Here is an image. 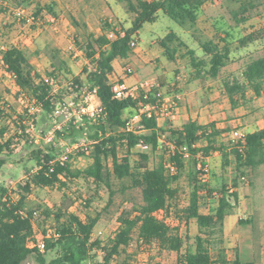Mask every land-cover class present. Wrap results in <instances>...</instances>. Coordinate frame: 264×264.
<instances>
[{
    "label": "trees",
    "instance_id": "obj_1",
    "mask_svg": "<svg viewBox=\"0 0 264 264\" xmlns=\"http://www.w3.org/2000/svg\"><path fill=\"white\" fill-rule=\"evenodd\" d=\"M8 1L13 5L32 3V0ZM116 1L124 4L126 13H130L132 18L130 26L122 28L124 34L117 33L115 38L109 37L114 27L107 21L101 24L100 32L96 34L89 31L85 23L71 16V22L77 29L74 45L80 50L85 65L79 74L72 78L65 77L63 82L67 89L71 88L78 95L95 91L99 113L93 119L83 115L79 121L74 117H64L59 121L61 114L54 115L56 105L66 107V103L62 91L53 87L48 78L52 77L58 84V81H62L61 76L69 72L67 61L59 56L58 50L50 56V70H45V75L40 73L23 48L10 45L2 51L3 68L28 97L30 106L23 113L14 111L11 118L15 123V137L24 139L25 146L31 148L27 160L35 170L27 173L30 167L22 166L28 178L19 186V196L6 194V189L1 187L0 264H23L33 254L40 264L46 263L37 247L28 245L37 239L34 220L41 208L42 221L52 217L58 233L57 237L45 241V251L54 253L47 264H87L88 261H95L98 252L102 255V261L109 263L115 255L126 253L132 244L135 252L142 254L155 250L159 253L174 252L179 264H256L255 258H243L237 249L233 257H227L224 220L237 203L239 183L250 173L264 168V126L247 132L243 139L230 137L227 143L219 142V139L231 133L232 129L219 128L215 121L200 123L189 117L181 125L167 121V125L162 127L157 120L162 96L158 95L159 88L153 87L139 100L156 103L155 110L150 116H142V127H136L135 132L122 131L119 128L125 122L124 112L135 108L137 100L117 98L110 82V75L114 74L113 61L126 59L134 52L131 40L144 23L156 20L158 11L181 28H194L199 8L214 0ZM234 1L238 5L229 9V14L236 26L246 24L259 12L260 7L264 8V0ZM42 10L44 8L36 3L32 17L37 18ZM45 10L53 15L51 6ZM263 35L260 31L250 30L237 39V48H245L259 41ZM196 41L201 55L188 47L173 31L161 38L159 44L163 48L162 54L172 61L176 60L179 48L185 47L181 56L188 58L191 78L218 80L219 89L226 96L231 109L245 107L264 95V55L250 58L238 72L226 71L231 61V42L215 34L210 39ZM175 99L179 100L176 96ZM33 109L40 111L43 117H52L57 123H62L60 129L54 130L55 140L75 142L80 137L87 139L92 159L88 166L73 170L67 162L64 166L55 164L54 170L48 172V163L59 147L51 143L43 146L31 140L26 128L29 118L36 122V111ZM3 114L4 111L0 109V119ZM4 130H0V136ZM15 137L0 141V172L13 155L10 146ZM138 144L147 145L152 155L147 152L133 154L132 150ZM212 151L220 154L222 168L232 166L231 178L221 175L214 183H208ZM83 154V151L79 152V155ZM168 164L175 168L174 173L169 172ZM72 177H81L90 182L95 192L101 188L106 190L104 212L115 203L117 190L113 188L112 177L128 179L130 187L140 190L141 202H131L121 209L116 217L117 230L106 240L93 239V229L101 212L88 214L71 210L73 201L64 194L56 207L40 204L35 207L34 203L28 202L33 187L39 189L55 184L66 187V181ZM181 177L186 180L187 193H181L174 185ZM126 188L123 186L120 190L123 192ZM77 199L84 209L91 206L90 197L83 194ZM203 201L206 211L201 210ZM190 221L196 224L194 236L189 237L187 231L180 235L179 225L187 226ZM238 222L251 225L255 242V217ZM263 237V234L259 237L260 250L264 247L261 242ZM122 264H126V261Z\"/></svg>",
    "mask_w": 264,
    "mask_h": 264
},
{
    "label": "rangeland",
    "instance_id": "obj_2",
    "mask_svg": "<svg viewBox=\"0 0 264 264\" xmlns=\"http://www.w3.org/2000/svg\"><path fill=\"white\" fill-rule=\"evenodd\" d=\"M36 3L44 8L41 15L37 16L43 21L40 27L36 22H27L26 20L32 17V11ZM237 5L238 3L234 0L206 2L197 12L198 19L194 28H181L162 11H158L154 22H146L142 25L137 35L140 40L137 48L127 59L119 60L118 69L125 77L140 72L143 76H139L137 81H153L154 87L159 88L158 92L163 97L164 107H167L168 111L170 107L179 105L174 109V112H171L174 116L170 118V121L175 125H181L182 119L180 116L184 113L182 108L185 107V112L200 123H208L213 120L218 123L217 127L219 128H225L224 125L231 120L245 132L263 127L264 95L245 107L231 109L226 96L217 88L220 86L218 80L191 78L190 69L187 67L189 64L188 58L181 56L185 51V47L179 48L175 55L176 60L172 61L162 54L163 48L159 44L161 38L169 31H173L188 47L201 55L202 51L196 39L204 41L215 34L231 42V61L225 70L238 72L250 58L264 55V35L261 40L245 48H237V39L250 30L264 33V8L260 7L259 12L246 24L236 26L230 17L229 9ZM48 6H51L53 11L52 16L55 17L53 21L50 20L49 13L45 10ZM18 8L24 9L25 15L21 19L16 16ZM5 11L4 16L0 17V45L5 44L7 46L14 42L21 45L19 41H23L22 48L30 56L42 75H45V70H50V56L53 51L58 50L59 56L67 61L69 72H65V76H61L60 80L62 79V81H58L55 88L62 91V98L66 103L64 111L67 119L74 117L76 121L81 120L82 115L68 114V108L73 109L80 101L81 93L78 95L71 88L67 89L63 82L65 77L72 78L79 74L85 65L80 50L74 45L73 40L77 29L71 22V16L80 23H85L89 31L98 34L104 21L119 30L129 27L132 15L126 13L124 4L116 0H32L31 5L25 3L12 4ZM114 75L117 79H122L116 71H114ZM208 87H211V89ZM20 93L22 91L16 84L11 83L10 77L4 75L3 67L0 64V109L4 111L0 119V130L5 129L0 136V141L15 137V123L11 118L14 111L23 113L30 106L27 95L24 102L19 100ZM175 96L179 100H176ZM33 111H36V122L31 121V118H29L26 132L32 138L31 140L34 139L37 144L44 146L51 143L55 147L58 146L56 154L58 155L63 145L68 143L66 140H55L54 138V130L60 129L62 124L57 123L52 117L41 116V112L37 109H33ZM230 129H232V126H230ZM230 137V133L225 134L220 137L219 142L227 143ZM10 148L13 150V155L3 166V171L0 172V192L1 187H4L6 194L9 192L13 196H19L18 189L12 188L9 180L26 176L22 166L30 167L27 159L31 148L26 147L24 139L18 137L14 138ZM147 149L149 150L148 147L136 146L133 148L132 153L145 152ZM89 163L88 154L79 155L78 152L69 162L70 168L73 170H82ZM221 163L220 154L211 153L210 172L207 176L208 183H214L221 175L227 179L231 178L232 166L222 168ZM34 170L35 167H30L27 173ZM61 180L65 181L64 178H61ZM66 183V187H61L59 184L39 189L33 187L32 194L28 196V202L34 203L33 206L35 207L38 204L45 207H56L64 194L67 199L73 201L71 210L85 211L88 214L94 211L101 212L102 215L93 229V239L106 240L117 230L116 217L121 209L128 207L131 202H141L140 190L130 187L128 179L118 180L112 177L113 188L117 190V193L115 203L107 208L106 212L103 211L107 200L105 189L101 188L95 192L94 185L81 177L69 178ZM174 185L178 186L181 193H187L188 187L185 178L181 177ZM123 186H127V188L122 192L120 189ZM83 194L91 199V206L86 209L78 204L80 202L77 198ZM201 210L204 211V209ZM41 211L42 208L38 210L34 220V233L38 238L42 237V233L48 227L54 228L56 225L52 217L42 221ZM254 217L257 225L255 242H253L254 234L251 225L238 222L240 219L250 220ZM224 227V245L230 257L237 249L243 258H255V260L260 258V252L264 250V247L261 250L259 249V237L262 234L264 235V168L256 173H250L246 179L239 183L237 203L232 209V213L225 218ZM186 231L189 237H193L196 233V226L194 224H189V226L180 224L179 234L183 236ZM261 242L264 244V240H261ZM126 251V253L122 252L120 255H115L111 259V264H122L124 261H126V264H179L173 252L162 251L159 253L155 250L151 253L142 254L135 252L133 244ZM40 253L46 259L45 264L54 256L52 252L44 251ZM101 261L102 255L98 252L95 262L100 263ZM23 264L40 263L33 254L29 255Z\"/></svg>",
    "mask_w": 264,
    "mask_h": 264
},
{
    "label": "built area",
    "instance_id": "obj_3",
    "mask_svg": "<svg viewBox=\"0 0 264 264\" xmlns=\"http://www.w3.org/2000/svg\"><path fill=\"white\" fill-rule=\"evenodd\" d=\"M0 4H1V1H0ZM0 12H1V10H0ZM16 14H17L16 16L19 19H21V17H24V15H25L24 9L18 8L16 10ZM49 17H50L51 21H53L55 18L54 16H51V15H49ZM26 20H27V22L28 21L36 22L38 24V27H40L42 25V22H43L38 17L37 18L30 17V18H27ZM117 33L122 35V34H124V31L119 30L117 28L116 29L114 28L109 33V37L115 38ZM130 45L135 50L138 46L137 38H134L133 40H131ZM2 49H4V48H2ZM1 66H2V57H1ZM3 70H4V73L9 75L5 71L4 68H3ZM48 82L53 87L57 86L56 81L52 77L48 78ZM110 82L112 84L113 91L115 92V95L117 98H131V99L137 100V106L135 108L131 109L130 114L125 116L124 125L119 128V130H122V131H134L135 132L136 127L137 128L142 127L140 124V120H141L142 116L143 115L144 116H150L152 111H154L156 106H157V104L154 102H143V101L139 100V98L142 96V94L144 96H146L147 93H149L151 91V89L154 87V83H153V81H150V80H144V81H137L135 83L127 85V84L123 83L122 79H117L114 74L110 75ZM158 95L161 96L160 92H158ZM80 97H81V99L76 104V107H74L73 109L68 108V114H78V115H82V116L85 115V116L92 118V119L95 118L99 113V103L96 102L97 98L95 95V91L92 90V91H88V92H82ZM26 98H27L26 94L22 91V93H20V95H19V100L21 102H24L26 100ZM0 105H1V100H0ZM160 107L161 108H160V112L158 113L157 120H158V123L160 126L165 127L167 125V121H170V118L174 116V114H172L171 112H174V109L178 106L170 107V110L168 111L167 107H164V101H163V97H162ZM58 114H61V115H64V117H67V115L64 111V107H61L60 104H57L55 109H54V115H58ZM245 135H246V132L241 130L238 126H236V124L234 126H232V130L230 133L231 138L243 139L245 137ZM88 145H89V142L84 137L79 138L75 142L65 143V145H63L61 152L58 155H56L51 161H49L48 172H52L54 170L55 164H59L61 166H64L67 162H70L71 159L73 158V156L77 152L79 153V152L83 151L85 154H88L89 162H91L92 159L90 158V148L88 147ZM137 146L147 147V145H145V144H138ZM145 152H147L149 155H152L150 149L149 150L147 149ZM167 166H168L170 173L175 172V168L172 165L168 164ZM205 170H207V169H205ZM59 177L62 178L61 176H59ZM27 178H28L27 175L24 176V178H20V179L11 178L9 180V184L11 185L12 188L17 190L20 185L24 184V182ZM7 194H11V193L8 192ZM4 196H6V195H4ZM202 206H204V201H203V203H201V207ZM57 236H58V233L56 232L55 227L54 228L48 227L41 238L37 237V239L35 241L34 240L30 241L28 243V245H29V247L36 246L40 252H44L46 239L55 238ZM87 264H111V261H109V263L103 262V261H101L100 263H96L95 261H88Z\"/></svg>",
    "mask_w": 264,
    "mask_h": 264
},
{
    "label": "crops",
    "instance_id": "obj_4",
    "mask_svg": "<svg viewBox=\"0 0 264 264\" xmlns=\"http://www.w3.org/2000/svg\"><path fill=\"white\" fill-rule=\"evenodd\" d=\"M1 1V4H0V7H1V12H0V17H2V16H4L3 14H4V12H6L5 11V9H7L8 7H10V6H12V3L10 2V1H8V0H0ZM137 35H138V33H137ZM135 36V38H137V40L138 41H140L139 40V38H138V36ZM21 40V39H20ZM27 40V39H26ZM26 40H24V41H26ZM19 42H21V45H19L17 42H12L13 44H11V45H13V46H16V47H18V48H22V45H24V43H22L23 41H19ZM8 46H10V45H5V44H1L0 45V64H1V57H2V51L4 50V49H6ZM2 48H4V49H2ZM127 59V58H126ZM119 60H123V59H115L114 61H113V67H114V71H116L119 75H120V77L122 78V81H123V83H125V84H132V83H134V82H136L137 80H138V78H139V76L141 77V76H143V74L142 73H137V74H135V75H132V76H129V77H125L124 75H122V73H121V70L120 69H118V65L120 64V61ZM3 73V72H2ZM4 75H7L6 73H4ZM9 76V75H8ZM10 77V76H9ZM10 80H11V83H13L14 85H15V83L12 81V79H11V77H10ZM17 86V85H16ZM218 89H219V87H217ZM220 90V89H219ZM96 102H98V100H96ZM182 110H184V113L183 114H181V116H180V118L182 119V122L183 121H185V120H187L189 117H191L187 112H185L186 111V108L185 107H183L182 108ZM130 112H131V110L130 109H126L125 110V112H124V116H127L128 114H130ZM67 118V117H66ZM179 118V119H180ZM210 121H213V120H210ZM209 121V122H210ZM216 122V121H215ZM232 123H233V125H232ZM60 125L62 124V123H59ZM226 124V123H225ZM216 125H218V123L216 122ZM223 125H224V123H223ZM235 125V123L233 122V120H231V121H228L227 122V124L226 125H224V126H226V127H230V126H234ZM225 127V128H226ZM241 130H243L242 128H240ZM255 130V129H254ZM251 131H253V130H250V131H247V132H251ZM245 132V131H244ZM246 132V133H247ZM201 209H204V211H206V209H205V206H203V207H201ZM227 217V216H226ZM225 221V220H224ZM189 224H194L195 226H196V224H195V222H193V221H190L189 223H188V226H189ZM188 230V229H187ZM196 231H197V228H196ZM224 231H225V227H224ZM174 253V252H173ZM144 254H147V253H144ZM175 254V253H174ZM175 256H176V254H175ZM227 257H229V258H231L229 255H227ZM233 257V256H232ZM256 264H264V250H262V252H261V254H260V258H258V260H256Z\"/></svg>",
    "mask_w": 264,
    "mask_h": 264
},
{
    "label": "water",
    "instance_id": "obj_5",
    "mask_svg": "<svg viewBox=\"0 0 264 264\" xmlns=\"http://www.w3.org/2000/svg\"><path fill=\"white\" fill-rule=\"evenodd\" d=\"M64 118V115H61L59 118V121H61Z\"/></svg>",
    "mask_w": 264,
    "mask_h": 264
}]
</instances>
